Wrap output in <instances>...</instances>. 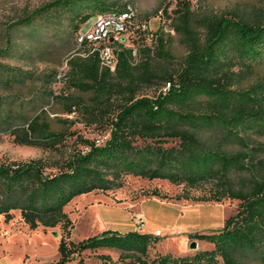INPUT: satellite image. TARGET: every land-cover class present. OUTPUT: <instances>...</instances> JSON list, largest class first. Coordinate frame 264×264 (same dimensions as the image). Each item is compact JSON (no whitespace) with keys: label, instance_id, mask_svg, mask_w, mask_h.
I'll list each match as a JSON object with an SVG mask.
<instances>
[{"label":"trees","instance_id":"1","mask_svg":"<svg viewBox=\"0 0 264 264\" xmlns=\"http://www.w3.org/2000/svg\"><path fill=\"white\" fill-rule=\"evenodd\" d=\"M114 3L49 0L11 25L48 24L64 12L76 31L93 15L126 7ZM163 12L187 46L172 71L152 62L154 56L174 60L160 27L152 33L151 46L137 48L138 58L132 46L112 41L114 70L101 65L98 50L84 41L82 53L66 58L58 92L51 84H30L32 96L23 100L19 88L27 84H0L17 86L0 94V127L16 143L47 151L26 159L0 158V214L7 222L18 210L30 228L60 225L57 257L47 264H264V75L250 78L264 62V0L255 12L204 15L197 26L190 23L187 0ZM137 33L142 38L146 28ZM16 48L7 38L0 56ZM27 73L0 60V82ZM39 99L51 100L68 114L56 117L59 127L43 107L22 111ZM78 121L108 135L97 143L70 128ZM128 174L183 183L185 190L205 184L207 194L201 198L229 197L238 203L218 229L191 234L210 247L186 254L156 252L149 258L158 238L138 229L105 228L71 238L72 220L64 206L80 193L120 187ZM151 193L165 196L156 189ZM175 197L192 196L183 191Z\"/></svg>","mask_w":264,"mask_h":264},{"label":"rangeland","instance_id":"2","mask_svg":"<svg viewBox=\"0 0 264 264\" xmlns=\"http://www.w3.org/2000/svg\"><path fill=\"white\" fill-rule=\"evenodd\" d=\"M47 1L49 0H0V46L9 38L17 47L14 52L0 56V60L28 72L24 76L19 75L20 79H12L11 82L1 81L0 84H27L19 88L23 100L32 96L34 85L30 84H51L55 92L59 91L65 79L58 77L57 73L60 71L64 74L67 68L66 58L74 51L79 50L81 53L84 51L75 38L76 32L79 29L82 33L86 32L94 17L93 15L87 21L81 22L76 31L72 30L68 16L64 12L56 14L55 19L49 20L48 24L35 21L29 25H11L15 18ZM176 1L115 0L113 7L118 8L124 3L130 4L133 9L132 24L123 33V40L118 42L132 46L138 58L137 48L143 44L151 46L152 33L162 27L166 47L174 60L166 63L154 56L152 62L160 68L171 71L176 69L187 52V46L180 34L171 27L170 18L163 12L165 7L167 12H170L176 6ZM187 2L192 11L190 23L197 26L198 19L204 15L255 12L262 6L263 0H187ZM143 22L147 24L145 27L147 35L141 38L137 29L143 28ZM262 75L264 62L254 68L250 78L256 79ZM16 87L0 86V94L12 92ZM40 107L48 110L55 127L60 126L56 117L68 115L59 109L58 104L51 100L46 102L44 99L33 101V106H26L22 111L27 114L34 113ZM70 128L78 129L88 138L100 137L103 140L108 135L107 130H99L98 127L80 121L73 123ZM46 154L47 151L40 147L16 143L12 135L6 132L3 126L0 127V158L26 159ZM153 189L165 196L152 194ZM183 191H187L192 197H175ZM205 194H207L205 184L187 187L185 190L183 183L161 178L146 179L128 174L124 176L120 187L80 193L64 206V210L72 220L70 237L73 239H81L106 226L121 231L134 228L153 233L158 240L150 247L149 258H152L156 252L186 254L197 248L211 246L209 242L191 234L218 229L224 218L234 212L238 199L201 198ZM140 212L143 213V221L138 218ZM101 220L105 221V224ZM148 222L156 225L147 227ZM157 229H160V233L155 232ZM61 233L59 224L50 227L41 225L36 228L28 227L21 220L18 210H14V216L7 222L0 214V264H47L57 257V242ZM98 251L109 252L114 257L118 254L116 249L100 248ZM88 261L91 262L90 259ZM147 264L152 263L148 261Z\"/></svg>","mask_w":264,"mask_h":264},{"label":"built area","instance_id":"3","mask_svg":"<svg viewBox=\"0 0 264 264\" xmlns=\"http://www.w3.org/2000/svg\"><path fill=\"white\" fill-rule=\"evenodd\" d=\"M133 9L130 4L122 10H108L94 15L91 26L84 33L78 32L76 40L79 44L87 41L92 44V49L98 50L100 64L114 70L117 63V55L112 45V41H120L123 39V33L128 26L132 24ZM146 27L145 22L142 23ZM61 76V72L57 73ZM102 138L97 137L95 141L98 143ZM140 221H143V213L138 215ZM160 233V229L155 231Z\"/></svg>","mask_w":264,"mask_h":264},{"label":"crops","instance_id":"4","mask_svg":"<svg viewBox=\"0 0 264 264\" xmlns=\"http://www.w3.org/2000/svg\"><path fill=\"white\" fill-rule=\"evenodd\" d=\"M98 215H99V217H100V214H98ZM100 218H101V217H100ZM101 219H102V218H101ZM101 221H102V223L105 224V221H103V220H101ZM104 224H103V225H104ZM152 225H156V224H153V223H151V222H148V223H147V227H152ZM106 227H107V226H106ZM106 227H105V228H106ZM105 228H103V229H105ZM115 229H117V228H115ZM130 229H134V228H130ZM101 230H102V229H101ZM126 230H127V229H126ZM2 255H3V254H2ZM2 255H1V256H2Z\"/></svg>","mask_w":264,"mask_h":264},{"label":"water","instance_id":"5","mask_svg":"<svg viewBox=\"0 0 264 264\" xmlns=\"http://www.w3.org/2000/svg\"><path fill=\"white\" fill-rule=\"evenodd\" d=\"M193 244L195 243V242H192Z\"/></svg>","mask_w":264,"mask_h":264}]
</instances>
